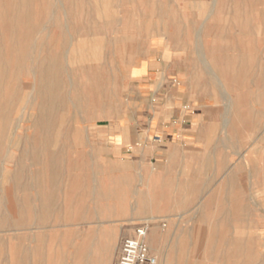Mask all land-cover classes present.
<instances>
[{
	"label": "rangeland",
	"instance_id": "374dc122",
	"mask_svg": "<svg viewBox=\"0 0 264 264\" xmlns=\"http://www.w3.org/2000/svg\"><path fill=\"white\" fill-rule=\"evenodd\" d=\"M140 61L260 104L232 139L230 191L199 192L229 193L230 205L178 258L264 264V0H0V264H116L143 224L160 264L148 239L163 225L169 165L119 162L100 143L115 120L142 114L127 79Z\"/></svg>",
	"mask_w": 264,
	"mask_h": 264
},
{
	"label": "crops",
	"instance_id": "0c3cea01",
	"mask_svg": "<svg viewBox=\"0 0 264 264\" xmlns=\"http://www.w3.org/2000/svg\"><path fill=\"white\" fill-rule=\"evenodd\" d=\"M142 67L143 73L131 76V69L140 71ZM127 79L135 84L133 88L142 98L138 106L142 114L115 120L106 128L100 143L119 162L142 166L158 164L163 159L167 162L169 166L162 168L166 186L159 202L163 225L149 235L148 241L151 250L158 253L160 264H182L178 256L189 257L195 251L196 239L213 230V208L230 205L225 198L229 193L225 194L230 191L232 176L239 174L230 166L231 152L238 150L233 145L237 142L235 136L240 135L246 119L261 116L260 104L241 96L230 101L226 93L216 99L209 83L193 82L187 72L168 69L162 63L157 66L140 61L129 69ZM167 156L174 158L169 161ZM261 175L264 177V169ZM219 190L225 193L224 199L215 200L207 193L199 202L200 191ZM199 205L211 210L200 214L196 210ZM201 223L206 227H198ZM90 235L94 240H106L102 242L104 246L110 239L111 245L113 234L94 231Z\"/></svg>",
	"mask_w": 264,
	"mask_h": 264
},
{
	"label": "built area",
	"instance_id": "2783aa9c",
	"mask_svg": "<svg viewBox=\"0 0 264 264\" xmlns=\"http://www.w3.org/2000/svg\"><path fill=\"white\" fill-rule=\"evenodd\" d=\"M146 229V224L140 225L132 237L121 242L116 264H157L156 257L144 241Z\"/></svg>",
	"mask_w": 264,
	"mask_h": 264
},
{
	"label": "bare ground",
	"instance_id": "6f19581e",
	"mask_svg": "<svg viewBox=\"0 0 264 264\" xmlns=\"http://www.w3.org/2000/svg\"><path fill=\"white\" fill-rule=\"evenodd\" d=\"M33 88V87H32Z\"/></svg>",
	"mask_w": 264,
	"mask_h": 264
}]
</instances>
